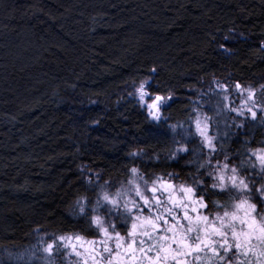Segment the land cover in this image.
I'll list each match as a JSON object with an SVG mask.
<instances>
[{
    "label": "trees",
    "instance_id": "1",
    "mask_svg": "<svg viewBox=\"0 0 264 264\" xmlns=\"http://www.w3.org/2000/svg\"><path fill=\"white\" fill-rule=\"evenodd\" d=\"M148 80L173 96L164 123L135 97ZM235 83L259 98L264 0H0V264H44L41 238L86 235L87 213L98 198L105 213L103 193L124 189L133 167L144 182L176 172L190 186L208 155L177 140L198 113L226 121L212 160L252 173L264 124L222 107L221 85L240 104ZM181 143L189 152L173 158Z\"/></svg>",
    "mask_w": 264,
    "mask_h": 264
},
{
    "label": "snow or ice",
    "instance_id": "2",
    "mask_svg": "<svg viewBox=\"0 0 264 264\" xmlns=\"http://www.w3.org/2000/svg\"><path fill=\"white\" fill-rule=\"evenodd\" d=\"M233 87L243 95L241 84L235 83ZM221 88L223 101H227L228 88L226 85ZM157 91L148 81L135 87L139 103L154 121L161 120L162 109L173 100L171 93L155 94ZM223 101L222 107H229ZM257 106L259 122L264 124V85H261L259 98L248 87L247 96L230 111L255 121ZM194 126L202 145L209 151V158L198 165V170L208 169L207 179L193 174L192 184L181 185L179 195L173 184L162 182L158 188L154 182L146 189L152 199L141 192L138 184H133L132 191L138 201L128 199L122 203L121 190L113 195L103 193V201L110 206L105 209L106 215L98 213V208L103 207L98 198L96 206L85 216L87 229L81 230L87 236L99 239H87L80 233H52L46 241L41 238L45 264H55L54 253L59 254L61 250H66L65 255L80 258L79 264H253L252 258L256 264H264V148L251 153L248 166L256 178L249 180L246 175L241 176L237 167H230L228 163L220 165L218 158L213 167L212 153L216 147L209 135V126L199 118L195 119ZM237 126L243 127V122ZM179 152L188 153L189 148L181 144L174 150L173 158ZM224 159H228L227 154ZM130 171L136 174L138 170L133 167ZM158 191L167 193L171 205L166 209L168 218L152 212L153 199L156 207L162 203ZM222 199L224 203H221ZM77 204L78 213L84 215L88 201ZM173 209L179 211L174 213ZM146 210L148 215H145ZM118 223L125 226V235H121Z\"/></svg>",
    "mask_w": 264,
    "mask_h": 264
},
{
    "label": "rangeland",
    "instance_id": "3",
    "mask_svg": "<svg viewBox=\"0 0 264 264\" xmlns=\"http://www.w3.org/2000/svg\"><path fill=\"white\" fill-rule=\"evenodd\" d=\"M149 81L150 80H148V83H149ZM246 96H247V93L243 94V96L240 97L239 102L241 103L242 100ZM135 97L138 100V97L136 95H135ZM229 99H230V97H229ZM227 103H226L227 105L230 104V102H228V100H227ZM238 105H239V103H237V105H235V106H238ZM142 107L145 108L144 106H142ZM231 107L232 106L229 105V107H223V108L226 110V112L228 114L230 113L232 115V113H233V115L237 116L234 112H231L230 111V108ZM233 107H234V105H233ZM164 109L165 108H163L162 109V112H161V120L160 121H154L153 120L155 123H164V122H166L167 117L164 116V114H163ZM257 111L259 112V107L258 106H257ZM214 112L217 113V111H214ZM215 113L213 114V112H212V115H210V116L208 114L206 115L205 113L204 114L203 113H198L196 115L195 119L196 118H199L202 121V123H207L208 124V126H209V135L213 137V143H214V145L216 147V151H217V150H219V147H217V145H219V142H221L222 138L225 137V135H226L227 126H226V121H222V119H221V121L220 120L218 121V118H217L218 115L216 114L217 115L216 116ZM205 117H208L209 119L207 121H205V119H204ZM224 117L228 120V118L226 116H224ZM217 123H218L219 126H217ZM220 124L224 128H221L220 127ZM191 125H192V127H191ZM191 125L188 126L187 128H190L191 127L193 129V132L190 133L189 131L188 132L186 131L185 133H181L182 134V138L180 140H177V141H183L185 143L187 141H190V139H193V140L194 139H196V140L198 139L197 142H199V146H200L198 148L199 149L198 152L201 149L202 150V153H204V155H208L207 158H209V151H208V149L202 145V143H201V137L198 134H196V132H195V126H194L195 125V120L192 122ZM172 129L173 130L174 129H178V126L172 128ZM181 144H183V143H181ZM184 145H186V144H184ZM215 152L212 153V156L215 154ZM250 157H251V155H250ZM250 157H249V160L248 159L246 160V163H247L246 165L247 166L250 163ZM212 159H213V157H212ZM215 163H216V160L215 161L213 160V167H215ZM219 163H220V165H223L224 163H226V160L225 159L224 160H219ZM230 167H232V165H230ZM129 181H132V183H129ZM129 181L127 183V186L124 189L121 190V193H122V195H121V202L122 203L125 200H128V199H133V200H137L138 201L139 198L136 197L135 192L132 191L133 184H138L140 186L141 192H143L145 195L149 196L150 199H152L151 193L148 192V191H146V189L147 188H150L153 185L154 182L156 183V186L158 188H159L160 183H162V182H168V183L173 184L174 187H175V189H176V194L177 195H179V188H180L181 185H188L187 183H185V184H181L179 186V184H176V183L172 182L169 179L168 180H164V179H157V178H153L150 181H147V184H145V182L140 177V174L138 173V171H137L136 174H133V173L131 174V177H130ZM113 194H110V195H113ZM157 196L162 201V203L160 204L161 209L163 210L164 214L167 213L166 209H168L169 207H171V205L168 203V200H167V193H164L163 191H158L157 192ZM152 204H153L151 206L152 207V212H153V214H155L154 213L155 212V209L159 208L160 206L159 207H156L155 200L154 199L152 200ZM108 207H110V206L107 205L106 208H108ZM121 211H123V209H121ZM173 211H179V209H173ZM202 211H204V210H202ZM148 214L146 213V215H148ZM161 214H163V213L161 212ZM101 215H105V213H102ZM87 239H93V238H87ZM96 239L98 240L99 237L96 238ZM97 247H99V245H97ZM65 252H66V250H61V252L59 254H55L54 253V255H55V264H79L80 258H77L75 255H70V256L69 255H65ZM42 254H44V255L41 257V260L45 264V259L44 258H45V255L46 254L45 253H42ZM32 260L36 261L38 259L37 258H33Z\"/></svg>",
    "mask_w": 264,
    "mask_h": 264
},
{
    "label": "flooded vegetation",
    "instance_id": "4",
    "mask_svg": "<svg viewBox=\"0 0 264 264\" xmlns=\"http://www.w3.org/2000/svg\"><path fill=\"white\" fill-rule=\"evenodd\" d=\"M257 93V92H256ZM259 115V114H258ZM258 115H257V117H258ZM234 117H236L237 119L239 118V116H234ZM227 161V160H226ZM233 167V166H232ZM240 172V174H241V176L243 177V176H247V178H249V179H254V178H256L255 176H254V174H253V172L252 173H244V172H241V171H239ZM203 176H205V177H207L206 176V173H204L203 174ZM155 178H157V179H164V180H171L172 182H174V183H176V184H179V186L181 185V184H185V183H183V182H181V178H182V176H181V174L180 173H176V172H170V173H164V174H156L155 175ZM153 205V204H152ZM151 205V206H152ZM161 212L164 214V212H163V210L161 209V206L159 207V208H157V209H155V214H161ZM174 213L175 212H178V211H173ZM146 213L148 214V212H147V210H146V212H145V215H146ZM163 214H161V215H163ZM165 218H168V213H165L164 215H163ZM117 227H118V229L120 230V232H121V235H125V232H124V225H122V224H117ZM164 227H166V226H164ZM96 238H98V237H96ZM95 238V239H96ZM143 237H137V239H142ZM127 239V238H126ZM253 259V264H256V262H255V258H252Z\"/></svg>",
    "mask_w": 264,
    "mask_h": 264
}]
</instances>
